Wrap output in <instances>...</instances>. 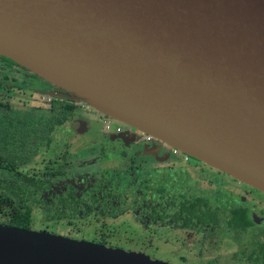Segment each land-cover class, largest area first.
<instances>
[{
  "label": "water",
  "instance_id": "95a60500",
  "mask_svg": "<svg viewBox=\"0 0 264 264\" xmlns=\"http://www.w3.org/2000/svg\"><path fill=\"white\" fill-rule=\"evenodd\" d=\"M0 55L264 193V0H0ZM0 264H165L0 225Z\"/></svg>",
  "mask_w": 264,
  "mask_h": 264
},
{
  "label": "flooded vegetation",
  "instance_id": "af4514ba",
  "mask_svg": "<svg viewBox=\"0 0 264 264\" xmlns=\"http://www.w3.org/2000/svg\"><path fill=\"white\" fill-rule=\"evenodd\" d=\"M0 87L4 88L8 94L11 89H17L19 91L29 92L31 94L53 93V99H55L58 95V88L55 87L53 90H48L46 88L45 81L41 80L39 77L29 72L25 68L11 62L6 58H3L1 55ZM69 101L72 105L70 116L62 126L57 127L54 132L50 134V143L48 147H50L51 143L53 144V136L58 129H63V139L67 141V144L64 146V152L60 156V159L53 162L51 166H54L56 163H59L62 160L69 166L80 163L88 164L83 168L76 170L71 169L69 172H67L68 174L72 173V171H74L76 174L96 172L120 173L122 171H127L134 172L140 176L148 172L152 175L154 173L155 175L160 173L158 177L165 179V194L163 200L161 201L160 208H157V205L152 202L145 210L134 209L133 211H125L113 220L100 219L90 215L84 220H71L69 222L52 221L42 223L39 218V222L41 224L47 226H57L58 224H61L62 226L60 225L59 228L63 227V230L64 228L71 226L73 222H85L89 218H93L96 222H99L101 226H103L105 223H114L123 220L125 219V216H128L131 220V223L134 224L137 230L141 233L148 232L152 229H159L161 232H188L190 234L208 233L217 242L223 244L222 247H227L229 249L228 254L223 255L222 258L221 256H215L214 258L207 260L205 264H219L224 260L227 261V264H264V193H260L248 187L247 185L235 181L229 176H225L223 174L221 176L219 188L217 187L218 180L213 177L210 180L214 183H211L209 180L213 188H210V190H202L198 187L193 174L189 171H195L199 169L197 161L195 164H186L188 161V156L185 155V158H182V161H180L181 159L179 158L182 153L179 152L172 154V149L169 146L158 142L163 148L169 149L171 156L167 155L165 159L158 163H154L153 161L150 162L147 152L151 149V146L149 145L152 139L146 141L144 139L145 134L141 132L140 133L142 134L143 138L139 140H133L130 137L123 136L118 128H116L117 130L115 129L113 135L106 134L111 130V128L105 129L103 127V131L105 132L103 140H99V142L91 146H84V148H80V146L78 148L81 150L72 152L71 140L74 138V132L77 126L75 122L78 121L73 120V116L75 115L78 107H74L73 99ZM51 107L52 100L50 101L47 112L35 113L31 111L11 109L3 104L2 101H0V108L5 109L6 111L8 110V112L11 113L17 112L20 116L27 114L34 117L35 115L49 114L51 112ZM99 119H102V126L106 120H110L105 116H99ZM69 125L71 126V130H67ZM48 147L43 148L40 151V154L43 153V151ZM40 154L36 158H38ZM65 156H69L72 158V160L76 159L77 161H74V163L70 164L67 162ZM36 158H34L32 161H34ZM31 163L27 166L21 167L18 170L22 172V169L30 166ZM40 173L35 177H38ZM1 195L2 202L8 203L10 206L11 204L9 201L5 200V195L2 193ZM193 198H202L205 200L204 205L199 204L197 208L208 210V224L204 226L197 224L196 226L189 225L188 227H179L178 222L172 218L178 209L177 203H190L189 201H191ZM174 201L176 203L171 205V203ZM12 208L13 206L11 205L10 214L12 213ZM32 212L40 215V209H32L30 213V220ZM5 223L6 221L0 223V225H5ZM28 230H31V228L29 227ZM98 234L101 237L103 236L101 229L98 231ZM60 237L72 239L70 236ZM86 239H89L90 241H78H86L99 244L107 248L132 252L129 250H123L122 248L116 246L107 245L102 238H100L99 241H94L91 238ZM214 249L216 252L217 248L215 247ZM138 254H142L153 261L169 264L157 257H151L150 255H145L143 253Z\"/></svg>",
  "mask_w": 264,
  "mask_h": 264
},
{
  "label": "trees",
  "instance_id": "16d2710c",
  "mask_svg": "<svg viewBox=\"0 0 264 264\" xmlns=\"http://www.w3.org/2000/svg\"><path fill=\"white\" fill-rule=\"evenodd\" d=\"M69 100L71 95L58 89L51 112L34 117L0 108V192L13 206L5 225L28 230L31 210L37 208L42 223L84 220L90 215L113 220L125 211L145 210L152 202L160 208L165 194V179L158 177L160 173L140 176L127 171L84 174L72 171L68 174L71 169L88 164L69 166L63 160L45 167L38 177L18 170L48 147L50 134L68 120L72 111ZM204 201L193 198L190 203H177L172 218L182 228L207 225L208 210L197 208Z\"/></svg>",
  "mask_w": 264,
  "mask_h": 264
},
{
  "label": "rangeland",
  "instance_id": "374dc122",
  "mask_svg": "<svg viewBox=\"0 0 264 264\" xmlns=\"http://www.w3.org/2000/svg\"><path fill=\"white\" fill-rule=\"evenodd\" d=\"M43 81H45L48 90H53L55 88L54 84L46 80ZM53 97V93L31 94L17 89H11L8 94L4 88L0 87V101L11 109H19L35 113L47 112L50 101L53 100ZM73 104L75 108L78 107L73 116V120L78 121L75 122L77 126L75 128L74 138L71 140V150L72 152H77L81 150L78 148L80 146V148H84V146L87 147L97 143L99 136H102L105 132L103 131L104 123L102 126V119H99V116H102L100 113L96 112L88 104L80 100L73 99ZM106 121H108V126L111 128L106 134L113 135L115 129L118 128L123 136L130 137L133 140L143 138L140 132L128 127L126 124L117 123L113 120ZM62 130L63 129L57 130L53 136V144L51 143L50 147L45 149L38 158L32 161L30 166L22 169V172L37 176L45 166H51L53 162L60 159V156L64 152V146L67 144V141L63 139L64 131ZM67 130H71L70 125L67 127ZM159 143L156 139H152L149 145L151 146V149L147 153L150 162L153 161L154 163H158L165 159L167 155L171 156L169 149L163 148ZM65 157L70 164L77 161L76 159L72 160L69 156ZM183 157L185 156L181 154L179 158L181 159L180 161H182ZM196 161L199 169L189 171L193 174L198 187L202 190H210V188H213L210 184V179L213 177L218 180L217 187L219 188L222 174L245 184L190 156H188L186 164H195ZM1 196L0 193V223H3L7 220L11 212V205L9 206L8 203L2 202ZM39 218L40 215L32 212L30 220L31 230L48 234L54 233L53 235L65 237L70 236L72 239L76 240H89L86 238H91L94 241H99L100 238H102L107 245L116 246L123 250L143 253L145 255L147 254L151 257H157L169 264H205L207 260L214 258L215 256H221L222 258L223 255L228 254L229 252L227 247H222L223 244L217 242L208 233L190 234L188 232H161L159 229H152L148 232L141 233L137 230L136 226L131 223L128 216H125V219L114 223H105L103 226L93 218H89L85 222H73L71 226L66 227L63 230V227L59 228L61 224H58L57 226L43 225L39 222ZM100 229L103 232L102 237L98 234ZM215 247L217 248L216 252L214 249ZM219 264H227V261L224 260Z\"/></svg>",
  "mask_w": 264,
  "mask_h": 264
},
{
  "label": "built area",
  "instance_id": "2783aa9c",
  "mask_svg": "<svg viewBox=\"0 0 264 264\" xmlns=\"http://www.w3.org/2000/svg\"><path fill=\"white\" fill-rule=\"evenodd\" d=\"M104 128L105 129H108L109 128V126H108V121H105L104 122ZM117 130V129H116ZM144 139L146 140V141H148L149 139H153V138H151L150 136H148V135H144ZM175 153H179L177 150H175V149H172V154H175ZM185 156V155H184ZM183 158H185V157H183Z\"/></svg>",
  "mask_w": 264,
  "mask_h": 264
},
{
  "label": "crops",
  "instance_id": "0c3cea01",
  "mask_svg": "<svg viewBox=\"0 0 264 264\" xmlns=\"http://www.w3.org/2000/svg\"><path fill=\"white\" fill-rule=\"evenodd\" d=\"M104 139V134L102 136H99V140H103ZM98 140V142H99ZM164 144V143H163ZM166 145V144H165Z\"/></svg>",
  "mask_w": 264,
  "mask_h": 264
}]
</instances>
